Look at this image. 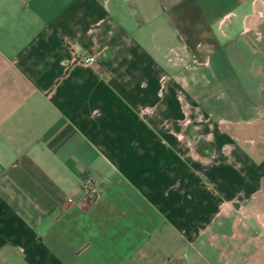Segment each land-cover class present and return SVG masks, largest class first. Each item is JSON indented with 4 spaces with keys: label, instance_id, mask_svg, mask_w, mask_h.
<instances>
[{
    "label": "crops",
    "instance_id": "0c3cea01",
    "mask_svg": "<svg viewBox=\"0 0 264 264\" xmlns=\"http://www.w3.org/2000/svg\"><path fill=\"white\" fill-rule=\"evenodd\" d=\"M258 6L0 0V264H233L250 249ZM89 179L101 194L85 202Z\"/></svg>",
    "mask_w": 264,
    "mask_h": 264
},
{
    "label": "rangeland",
    "instance_id": "374dc122",
    "mask_svg": "<svg viewBox=\"0 0 264 264\" xmlns=\"http://www.w3.org/2000/svg\"><path fill=\"white\" fill-rule=\"evenodd\" d=\"M259 6L257 7V10L252 13L250 18L248 20L252 21L254 26L252 28H248L247 32H249L250 37H252V40L255 43H264V0H258ZM251 22V23H252ZM257 22V23H256ZM262 54L261 62H259V70L263 72V79H262V86L264 91V48L263 50H259ZM253 62H250L249 60L238 62V61H231L232 68L235 69V71H238V69L242 68L243 70H250V67ZM202 66V63L201 65ZM239 66H241L239 68ZM241 70V69H240ZM227 73V72H226ZM218 75V74H217ZM215 76L216 79H218V76ZM245 81L247 80V77L243 78ZM247 85H249L247 83ZM264 101V100H263ZM262 122V123H261ZM260 125H255L254 129H252L250 134V137L253 138V140H256V142L253 141L257 146L256 148L258 151L255 153L257 154V157L260 159L264 157V120L260 121ZM254 218L255 221H252V235H255L256 237L252 238V246L247 245L249 241H245L243 244V250L238 256V259H236L235 263L233 261V264H264V206L260 204V202L254 206Z\"/></svg>",
    "mask_w": 264,
    "mask_h": 264
},
{
    "label": "built area",
    "instance_id": "2783aa9c",
    "mask_svg": "<svg viewBox=\"0 0 264 264\" xmlns=\"http://www.w3.org/2000/svg\"><path fill=\"white\" fill-rule=\"evenodd\" d=\"M81 59L86 63H93L96 60V56L94 54H81ZM100 194L101 189L89 179L84 184V190L81 197L85 202H92L97 199Z\"/></svg>",
    "mask_w": 264,
    "mask_h": 264
}]
</instances>
